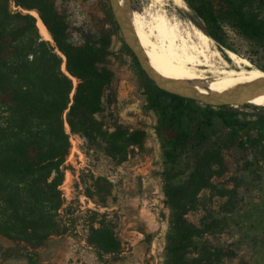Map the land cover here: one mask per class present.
Here are the masks:
<instances>
[{
    "label": "trees",
    "instance_id": "trees-1",
    "mask_svg": "<svg viewBox=\"0 0 264 264\" xmlns=\"http://www.w3.org/2000/svg\"><path fill=\"white\" fill-rule=\"evenodd\" d=\"M183 1L198 18V29L220 47L234 51L226 42L225 28H229L264 49V0ZM253 2L259 4V10L253 9ZM32 11L38 14L54 47L40 36ZM66 29L54 0H0V237L32 249L42 247L58 230V211L64 204L60 186L71 147L65 123L71 135L103 146L107 156L118 162L124 161L130 148H141L145 140L141 130L130 132L117 123L106 128L97 118L114 80L107 63L108 44L87 35L83 45L73 46ZM56 50L66 60L65 70L76 80L72 100L73 82L61 71L62 59ZM257 68L264 71L262 66ZM149 83L152 89L146 107L158 117L156 133L165 167V202L170 209L163 263L207 264L209 249L217 255L223 250L208 248L202 240L208 227H196L185 219L195 200L183 182L173 183L181 176L177 169L184 167L187 157L194 163L191 175L198 173L201 178L198 168L203 154L199 150L213 142L212 134L226 129V144L253 146L246 133L250 127L261 128L264 118L225 106H207ZM191 177L186 184L195 179ZM87 241L101 254L120 252L118 239L104 223L91 228ZM195 251L205 255L195 258L191 256ZM261 257L264 259V247Z\"/></svg>",
    "mask_w": 264,
    "mask_h": 264
},
{
    "label": "rangeland",
    "instance_id": "rangeland-1",
    "mask_svg": "<svg viewBox=\"0 0 264 264\" xmlns=\"http://www.w3.org/2000/svg\"><path fill=\"white\" fill-rule=\"evenodd\" d=\"M54 1L73 46L83 45L87 35L108 44L107 63L114 80L103 98L104 111L97 118L106 128L117 123L130 132L141 130L145 140L141 148H130L124 161L118 162L107 156L103 146L71 135L65 124L71 147L60 186L64 204L58 211V230L35 249L0 237V264H164L170 209L165 202V167L156 133L158 117L146 107L148 90L152 89L150 80L125 48L108 0ZM165 2L129 0V11L143 14L147 21L153 13L165 14L170 20L197 27L199 20L186 4L182 8L171 0ZM251 5L259 10L257 2ZM225 32L232 52L255 68L264 67V49L229 28ZM40 36L54 47L53 40ZM56 53L65 74L66 60L58 50ZM72 82L75 87L76 80ZM225 107L252 118H264V108ZM250 130L246 134L253 146L226 144V129L212 134L213 142L199 150L203 154L198 168L202 170L201 178L198 173L191 175L194 163L187 157L183 158L184 167L177 169L181 176L173 183L183 182L185 191L195 200L185 219L196 227H208L202 240L208 248L223 250L217 255L209 249L207 264H264V124ZM189 176L195 179L186 184ZM103 223L120 243L118 254H101L88 244L91 228ZM198 252L191 256L205 255Z\"/></svg>",
    "mask_w": 264,
    "mask_h": 264
},
{
    "label": "bare ground",
    "instance_id": "bare-ground-1",
    "mask_svg": "<svg viewBox=\"0 0 264 264\" xmlns=\"http://www.w3.org/2000/svg\"><path fill=\"white\" fill-rule=\"evenodd\" d=\"M171 1L178 7L185 5L183 0ZM118 4L124 10L126 0H118ZM32 14L40 34L52 40L37 14ZM127 16L150 67L167 81L186 82L205 96H221L264 77V72L247 59L232 51L220 53L214 41L192 24L184 25L173 17L170 20L165 14L153 13L149 21L135 11H129ZM246 105L264 108V95Z\"/></svg>",
    "mask_w": 264,
    "mask_h": 264
},
{
    "label": "water",
    "instance_id": "water-1",
    "mask_svg": "<svg viewBox=\"0 0 264 264\" xmlns=\"http://www.w3.org/2000/svg\"><path fill=\"white\" fill-rule=\"evenodd\" d=\"M110 10L114 21L121 33L123 41L126 47L133 54L136 59L141 71L146 75V77L153 82V84L160 90L175 95L181 98L201 102L204 105L212 107H239L245 106L246 102L251 99H255L261 95H264V77L260 80L246 84L244 86L238 87L235 90L221 96H205L198 91L191 88L188 83L182 81H167L160 76H158L150 67L148 60L146 59L142 48L138 42L136 34L128 20L129 12V0H126V7L124 10H120L118 0H108ZM34 12V11H32ZM36 13V12H34ZM37 14V13H36ZM38 16V14H37ZM39 18V16H38ZM217 45V43H215ZM223 52L229 51L220 47ZM221 53V51H219ZM65 74L72 80L67 71ZM75 80V79H74ZM76 87V86H75ZM75 87L72 92V97L75 93ZM66 124V123H65ZM69 129L68 125L66 124Z\"/></svg>",
    "mask_w": 264,
    "mask_h": 264
}]
</instances>
